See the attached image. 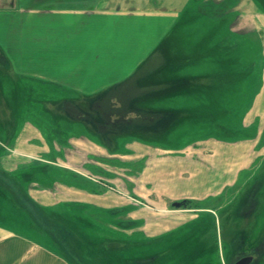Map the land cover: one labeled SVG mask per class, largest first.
<instances>
[{
    "label": "rangeland",
    "instance_id": "obj_1",
    "mask_svg": "<svg viewBox=\"0 0 264 264\" xmlns=\"http://www.w3.org/2000/svg\"><path fill=\"white\" fill-rule=\"evenodd\" d=\"M44 5L54 6L50 2ZM4 11L6 6L0 7V15L3 17L6 15ZM11 16H14L13 23L21 22L15 19L18 15ZM179 22V32L172 37L179 43L176 51L172 54L164 42L160 53H154L155 57L149 58L150 62L146 66L151 68L159 60L173 62L183 59L187 64H182L181 67L175 66L173 62L171 68L170 63H167L164 68L157 69L162 74L160 81L171 72L182 84L169 86L167 93L162 82L156 88L151 84L131 85L129 89H124L128 91V95L131 92L142 96L179 93L176 94L182 97L179 99H60L61 92L58 88L38 84V80L31 75L21 78V74L16 72L10 76L0 66V165L12 154L18 158L24 157L16 150L17 140L19 141L24 127H30L34 131L38 129L45 133L42 134L49 146L48 152L41 157L36 155L29 158V162L20 164L18 169L30 165L27 169L31 172V167L38 163L53 166L50 167L51 172L42 175L39 182L23 180L22 183L21 174H15L19 180L13 184L19 192L12 188L13 201L7 197L12 204L6 199L2 203L0 197V223L39 239L69 256L76 264H112L110 261L117 257L119 264H233L244 255L243 251L250 250L252 246L257 247L261 239L263 241L264 0H192ZM7 25L5 20L0 21V33ZM1 54L0 52V65L4 61ZM207 55L210 57H206ZM149 70L147 68L146 71ZM205 98H214L206 101L209 106L214 105L212 115L209 106L199 105ZM47 99H55L56 102H48ZM93 109L108 119L104 122L91 119L87 129L94 131L93 137L84 133L86 128L83 126H74L70 121H59L64 127L59 133L65 131L67 135V132L77 129V140L65 145L47 141L46 135L53 136L49 132L53 133L57 127L62 128L56 125L58 115L88 120L92 118L89 113ZM223 110L227 112L224 113ZM202 113L205 115L201 116ZM193 118L197 120L191 121ZM38 121L42 128L37 125ZM224 123L228 126L222 127ZM125 128L132 129V132L123 131ZM132 133L154 140L156 144L132 138ZM84 139L87 142H83ZM134 145L147 153L156 148L171 151L174 153V160L181 157L187 159V178L196 170V165L190 164L193 161L200 164L198 160H194L200 157L199 160L202 159L203 162L195 176L201 179L204 177L205 181L214 176V162L232 153L236 158V170H240L239 176L236 181L230 180L231 184L221 196L163 203L168 208H173L174 202L182 204L185 210L157 212L158 216L167 214L174 219L179 216L180 219L190 217V221L168 231L164 236L162 234V237L159 235L150 243L144 238L146 232L142 224L145 219L134 216V212L138 208L149 209L148 202L155 203L160 198L157 197L156 200V196L146 190L141 196H135L136 200H132L137 184L129 176L141 173L149 161L146 154L139 161L133 162L131 156L136 151ZM185 150H188L186 155H179ZM197 150H202L201 154L195 153L198 156H193L191 153ZM212 154L214 156H210ZM226 162L228 167L233 168V162ZM83 164L93 167V170H89L90 181L94 186L98 185L96 189L101 191L94 193L110 194L118 199L124 198L125 201L122 206L116 204L108 208H101L94 203L69 207L63 204L53 208L59 213H69L72 219L79 213L82 221L88 218L94 223L90 235L97 237L100 242L88 244V251H84L83 244L87 242L84 236L77 237V240L66 245L38 226L43 221L37 212L44 215L46 213L32 205L30 199L34 200L29 194L32 190L61 192L66 186L57 180L62 176L61 173L69 181V171H76ZM185 166L183 165L184 169ZM0 171L8 174L6 169L1 168ZM38 183L51 187L43 188ZM204 185L207 186V183ZM193 186L194 184H190L188 187L193 189ZM2 188L1 196L5 195V191L9 193L10 188ZM225 192H230L229 196L226 197ZM16 193L22 196L18 197ZM37 205L43 208L38 203ZM27 206L38 214L37 219H32L33 210L30 212ZM257 236L261 237L257 239ZM240 246L244 248L242 253L235 249ZM71 250L77 251L76 254H72ZM98 251H101L100 254ZM80 253L85 254L87 260L84 261ZM254 254L253 264H264V255L261 256L260 251ZM91 258L98 260L93 261Z\"/></svg>",
    "mask_w": 264,
    "mask_h": 264
},
{
    "label": "crops",
    "instance_id": "obj_2",
    "mask_svg": "<svg viewBox=\"0 0 264 264\" xmlns=\"http://www.w3.org/2000/svg\"><path fill=\"white\" fill-rule=\"evenodd\" d=\"M191 1L0 0V7L6 6L4 11L6 15L4 17L0 15V21L5 20L8 23L0 33V52H3L4 58L0 66L10 76L16 72L21 74V78L31 75L38 80V84H48L58 88L57 90L61 92L60 99L182 98L176 95L179 93L168 96H142L131 92L128 95L129 93H126L128 91L124 89H129L131 85L151 86V84L156 88L157 84L162 82L163 86H166L167 93L169 86L182 84V81L171 75V72L160 81L162 74L157 69L164 68L167 63H170L171 68L173 62L175 66L181 67L182 64H187V61L159 60L151 68L146 65L154 53H160L164 42H166L165 46L171 49L172 54L176 51L175 48L179 43L172 37L178 34L177 26ZM49 2L54 6L44 5ZM11 15H18L15 19L21 22L13 23L14 16ZM147 68L150 69L149 72L146 71ZM68 118L72 119L74 124L94 133L92 129H87L90 124L83 118L79 119L75 116ZM73 140H77V137L73 136L69 139L72 144ZM17 142L16 150H19L25 158H18L12 154L10 158L4 159L0 168L6 169L8 173L16 171L20 164L28 163L29 158L36 155L41 157L48 152L49 146L38 129L34 131L30 127L26 129L24 127ZM83 142L87 141L84 139ZM136 146L134 145V148L138 152L135 151L131 156L133 162L139 161L146 154L149 156V161L138 174L139 176L135 174L129 176V179L136 180L137 184L132 200H136L135 196H141L146 190L154 194L156 200L157 197L160 198L158 201L154 200L155 203L148 202L149 209L138 208L137 212H134V216L145 219L142 224L146 232L144 238L150 243H153L152 241L159 235L162 237V234L164 236L168 231L182 227L185 222L190 221V217L180 219L179 216L174 219L167 214L158 216L157 212L173 213L175 210H185L182 204L177 205L174 202L173 209L163 203L221 196L231 184L230 180L236 181L239 176L240 170H236L234 161L236 158L232 153L214 162L212 169L214 176L212 179L208 177L205 181L204 177L201 179L195 176L196 170L203 162L202 159L199 160L200 157L194 159L200 164L195 161L190 164L196 165V170L191 173L190 178H187L186 175H189L186 173L189 167L187 159L181 157L174 160L172 158L174 153L169 150L155 148L147 153L140 151ZM187 151L178 154L183 156ZM200 152L202 150L191 154L198 156L195 153L201 154ZM225 160L234 161L233 168L228 167ZM88 165L83 164L76 169V172L91 178ZM183 165H186L185 169ZM206 183L207 186L204 185ZM190 184H194L195 189L188 187ZM61 190L59 193L32 190L29 194L42 207L55 208L63 204L69 207L94 203L101 208H108L116 204L121 206L125 204L124 198L118 199L106 193L97 194L67 185ZM229 194L230 192L225 196ZM122 195L124 196V193ZM8 227L0 223V264H76L66 254L56 251L39 239L12 230L11 226Z\"/></svg>",
    "mask_w": 264,
    "mask_h": 264
},
{
    "label": "trees",
    "instance_id": "obj_3",
    "mask_svg": "<svg viewBox=\"0 0 264 264\" xmlns=\"http://www.w3.org/2000/svg\"><path fill=\"white\" fill-rule=\"evenodd\" d=\"M1 56L3 57V52H2V54H1ZM206 57H210V56H206ZM206 100H204L202 103H200L199 102V105L201 104L202 106H205V105H207V106H209L208 104H206V101L207 100H214V98H205ZM8 100V99H7ZM47 100H49L48 102H50V101H53V102H56V100L55 99H47ZM55 100V101H54ZM205 102V103H204ZM218 103H220V101H218ZM221 104V103H220ZM214 105L212 104V105H210L209 106V110L211 109L212 110V107H213ZM216 106V105H215ZM214 108V107H213ZM162 109V108H161ZM213 112V110L210 112V115H212L211 113ZM223 112L224 113H226L227 111H224L223 110ZM205 114L204 113H202L201 114V116H204ZM200 115H198V117H199ZM197 117V118H198ZM197 118H193L191 121H195V120H197ZM56 120V125H60V127L62 126L60 123H59V121H62V122H64V121H66V123L68 122V121H70V124H73V125H77V124H74L69 118H68V116H62L61 114L60 115H58V119H55ZM118 120V119H117ZM189 122V121H188ZM37 125L39 126V127H41L42 126V124L41 123H39V121L37 122ZM228 125L227 124H223V126L222 127H227ZM42 128V127H41ZM55 128V127H54ZM58 129V130H57ZM57 129H54L53 130V133L52 132H49V134H53V136L52 135H46V138H47V141L49 140V141H52L53 143L54 142H57L58 144H63V145H65V144H67L68 142H69V139L72 137V136H76L77 134H76V130L77 129H74V130H72V131H69V132H67V135L65 134V131L64 132H61V133H59L60 131H62V130H64V127L62 126V128H58L57 127ZM126 132H132V131H126ZM134 132V131H133ZM43 133V132H42ZM84 133H86V134H89V136H92V135H94V133L93 132H90V131H86V130H84ZM117 133H118V131H117ZM116 133V134H117ZM121 133V132H120ZM43 134H45V133H43ZM132 134H134L133 136H132V138H135V139H138V140H140V141H143V142H152V143H154L155 141L154 140H148V139H146L145 137H141V136H138L136 133H132ZM136 134V135H135ZM118 135H120V134H118ZM117 135V136H118ZM53 138H52V137ZM121 136V135H120ZM172 141H174V140H172ZM154 144H156V143H154ZM54 145V144H53ZM170 146V145H169ZM32 165V164H31ZM30 165H27V166H25V168L24 169H17L16 171H14L13 173H6V172H3V171H0V190L2 191V187H8V188H10V191H9V193L8 192H6L5 191V195H0V197L2 198L1 200H2V203H4V199H6V200H8L7 199V197L8 198H10V201H13V195L14 194H12V192H11V190H12V188H13V190L15 191V192H19L18 191V189H17V187L16 186H14V184L13 183H16V180L18 179L17 178V176L15 175V174H17V173H20L21 174V178H20V181L22 182L23 180L25 181V180H31V181H40V178L42 177V175H45V174H48L49 173V171L51 170V168L50 167H53L51 164H46V163H38L37 165H35V167H31L32 169V171L30 172V171H28V167H29ZM88 168H89V170L90 169H92L93 170V167H92V165H88ZM1 169V168H0ZM91 170V171H92ZM62 172H64L63 170H61ZM51 172V171H50ZM70 173H71V179L68 181V179H66V176H64L63 175V173H61L62 174V176L60 177V178H58L57 180H59V182L60 183H62V184H65V185H67V186H72V187H76V188H80V189H84V190H89V191H91V192H101V191H98L96 188H97V186L95 185H93L94 183L92 182V181H90V180H92L91 178H88V177H85V176H83L82 174H80V173H78V172H76V171H69ZM60 174V175H61ZM22 179V180H21ZM19 180V179H18ZM71 180H72V182H71ZM23 183V182H22ZM37 185H39V186H41V187H43V188H49V187H51V186H48V185H46V184H41V183H38ZM23 188H25V186H23ZM17 195H18V197L20 196H22L21 194H19V193H16ZM9 201V200H8ZM9 201V202H10ZM30 202L32 203V205L35 207V206H37V208H39L40 210L42 209L43 210V212L44 213H46L45 215L44 214H42L41 212H37V213H39L41 216H42V224H41V222H39V225L38 226H40V227H42L43 228V230L44 231H48L49 233H51L53 236L55 235V237L58 239L59 238V240L61 239L66 245H67V243L68 242H74V239L75 240H77V237H82V236H84V239H86L87 240V242H84V244H83V247H84V251H88V244H91V243H93V244H98L100 241H99V239L97 238V237H95V236H92V235H90L91 234V230H92V228H94V223H91L92 221H90V219H88V218H84V221H82L80 218H82V216L81 215H78L77 214V216H73V219H72V215H69V213H65V212H63V213H59V212H57L56 210H53V208L52 207H48V209L46 208H40L38 205H37V203H35L34 201H32L31 199H30ZM11 203V202H10ZM12 204V203H11ZM79 206V205H78ZM28 207V206H27ZM36 208V207H35ZM52 208V209H51ZM28 209H29V211L31 212L32 210H33V208L31 207V208H29L28 207ZM56 209V208H55ZM85 210V209H84ZM83 211V210H82ZM78 212V211H77ZM37 213H35V211L33 210V216H32V219H37L38 218V214ZM37 229L39 228V227H36ZM26 229H28V228H26ZM28 231V230H27ZM59 236V237H58ZM262 236V235H261ZM260 236V237H261ZM259 236H257V239L258 238H260ZM124 238V237H123ZM125 238H127V237H125ZM37 239V238H36ZM73 245L75 246V248H77V246H76V244L75 243H73ZM77 251L79 252V250L77 249ZM77 251H72L71 250V253L72 254H76V252ZM100 252L101 251H98V253L100 254ZM85 253V252H84ZM80 254H82V253H80ZM78 255V254H77ZM83 255V260L85 261V260H87V257H86V255L85 254H82ZM99 256V255H98ZM69 257V256H68ZM93 261H97L98 260V258H91ZM96 259V260H95ZM82 260V259H81ZM112 264H119V258L117 257L116 259H113V260H111L110 261ZM95 263V262H94Z\"/></svg>",
    "mask_w": 264,
    "mask_h": 264
},
{
    "label": "flooded vegetation",
    "instance_id": "obj_4",
    "mask_svg": "<svg viewBox=\"0 0 264 264\" xmlns=\"http://www.w3.org/2000/svg\"><path fill=\"white\" fill-rule=\"evenodd\" d=\"M89 101H97V100H89ZM93 104L96 105V103H93ZM93 110H94V109H93ZM89 115H90L92 118H89V117H88V118H89L88 120L85 119V120H87L86 122H89V123L92 122L91 119H94V120H97V121H103V122L108 120V119H106L107 116L102 117V115L98 114V112H95V110H94L93 112L91 111V112L89 113ZM106 115H107V114H106ZM82 118H83V117H82ZM82 120H83V119H82ZM116 121H117V120H116ZM116 123H117V122H116ZM116 123H115V124H116ZM116 125H118V123H117ZM121 128H124V126H122ZM128 130H132V129H129V128L126 129V128H125V130H123V131H128ZM258 208H260V207H258ZM263 238H264V236H263ZM239 244H240V243H239ZM258 245H260V246H259L260 248L258 247ZM258 245H257V247H255V246L253 247V246H252L250 250L248 249V250H245V251H243L244 248L241 247V246H240L239 248L237 247V248H235V249H238V251H240V252L243 251L244 255L241 256V257L247 256V255H252L254 259H253V261H252L250 264H253L254 261H255V257H254V256H255V254H254L255 252H257V251L259 252V251H260V252H261V256L264 255V239H263V241H262V239H261V241L258 243ZM241 253H242V252H241ZM241 257H240V258H241ZM240 258H238L237 260H239ZM237 260H235V262H236ZM235 262H233V264H235Z\"/></svg>",
    "mask_w": 264,
    "mask_h": 264
},
{
    "label": "water",
    "instance_id": "obj_5",
    "mask_svg": "<svg viewBox=\"0 0 264 264\" xmlns=\"http://www.w3.org/2000/svg\"><path fill=\"white\" fill-rule=\"evenodd\" d=\"M178 205V203H176ZM253 261L252 255L244 256L243 258L239 259L235 264H250Z\"/></svg>",
    "mask_w": 264,
    "mask_h": 264
}]
</instances>
